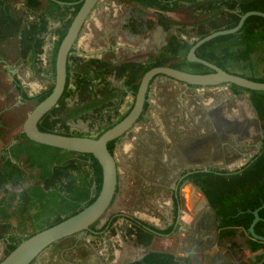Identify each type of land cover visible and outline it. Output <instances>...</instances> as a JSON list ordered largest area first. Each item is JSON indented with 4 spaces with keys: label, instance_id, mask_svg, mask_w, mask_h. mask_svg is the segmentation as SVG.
<instances>
[{
    "label": "trees",
    "instance_id": "obj_1",
    "mask_svg": "<svg viewBox=\"0 0 264 264\" xmlns=\"http://www.w3.org/2000/svg\"><path fill=\"white\" fill-rule=\"evenodd\" d=\"M130 1L143 9L155 10L162 23L169 26L177 22L163 13L176 11L181 4H188L201 17L193 24L181 23L179 34L171 36L164 53L152 56L146 62L114 65L95 58L86 59L71 51L64 94L58 104L40 120L38 127L41 131L83 136L73 131L70 123L82 120L91 129L102 123L94 136L98 138L120 122L134 103L125 113L121 112L127 92L121 87H115L109 77L121 81L135 97L143 75L157 66H171L196 74L209 73L212 70L205 65L187 60L192 45L214 31L235 27L241 15L248 11L264 12V0ZM81 5L82 0H25V8L20 9L10 0H0V44L17 39L18 53L23 62L36 74L47 73L53 82L49 88L30 96L15 77L14 85L23 101L37 105L52 92L58 49ZM51 22H58L59 26L52 30ZM49 33L56 39L49 59L50 67L45 70L41 66L40 56L44 52L46 35ZM181 35L196 39L186 40ZM196 55L227 72L264 82V17H248L238 32L211 39L197 48ZM230 86L235 94H248L263 133L262 148L240 169L199 171L191 173L187 178L205 195L221 228L241 227L247 231L254 220V210L264 205V91L248 90L235 84ZM147 109L148 103L145 104V111ZM14 140L0 153V191L4 190V196L0 197V240L5 241L6 255L23 240L62 222L93 203L103 180L102 167L91 154L41 144L29 139L23 132ZM115 144L116 141L108 144L112 154ZM23 166L38 170V175H31L37 181L24 187L17 197L7 185L16 187L26 182L27 174ZM32 209L34 214L31 215ZM259 215L261 220L256 224L255 231L264 236V207L259 210ZM13 218L20 219L17 226ZM115 219L111 218L97 230V222L91 227L99 234H104L110 230ZM132 221L137 225L134 232L137 242L145 246L152 243L155 232L169 234L175 227L173 224L166 229H159L137 219ZM251 246L254 251L261 248L259 244L252 243ZM130 264L179 263L167 252L151 251Z\"/></svg>",
    "mask_w": 264,
    "mask_h": 264
},
{
    "label": "crops",
    "instance_id": "obj_2",
    "mask_svg": "<svg viewBox=\"0 0 264 264\" xmlns=\"http://www.w3.org/2000/svg\"><path fill=\"white\" fill-rule=\"evenodd\" d=\"M10 1L17 8H25V0H22L21 6L16 5L14 0ZM120 10H123V5L117 3V0H101V5L93 11L77 40V46L80 50L76 54L91 59V53L103 50L105 47L110 48L111 45L107 42V36H109V32L114 28L117 20L122 17ZM166 14L169 16V13ZM152 19L148 18L151 23L148 25L145 37L136 34L134 31L133 34L129 33V36L123 34L117 40L119 41L117 48L142 49L143 53L148 54L146 59L151 51L158 53L164 50L167 44L166 36H168L165 23H161L156 27L155 22L157 21L154 18V22H152ZM151 24L153 28H149ZM55 39L56 37L53 39L52 45ZM105 44L108 46H105ZM150 56L154 55L151 54ZM124 61L118 60V63L121 64ZM0 64L6 66L4 52L2 54L0 52ZM15 77L16 75L12 78ZM225 85L229 88H222ZM225 85L188 87L184 83L165 76L156 77L150 85L147 97L150 118H147V121L138 122L124 138H121L115 148L116 160L118 161L119 158L123 161L126 160V165H128L130 164L128 160L132 164L136 162L137 158H140L146 163L145 166L148 171L157 169L156 171L153 170L154 173L168 176H180L199 171L205 172L203 170L216 168L239 169L254 156L253 149L258 143L257 140L261 139V132H259L260 129L256 130V124H253L252 130L244 124L245 111L248 109L245 103L236 102L234 107L231 108L228 103L224 102L226 99L238 100L237 97L240 95L235 94L230 85ZM207 96L210 98L207 99ZM133 101L132 96L129 94L124 103L125 111ZM197 101L204 103L208 108L220 109L223 117L227 119V125L223 123L221 126L219 123L210 122L208 117L204 122L195 121L191 113L194 103ZM171 107L180 110L181 118H171L170 121L166 119L164 123L159 120V117L154 116L156 111H161L166 116ZM250 107L249 110L254 113L252 105ZM230 120L234 123L230 124ZM178 126L189 127V131L197 129L200 136L184 133L182 136L179 134L173 136L174 138L168 137L169 130L172 131ZM218 130L227 138L225 139L219 135V139L215 141H199L200 138H203L201 136L207 134V132ZM154 131L159 133L158 138L154 139L150 136V133ZM207 143L210 147L207 146ZM220 143L221 146L225 145L227 151L229 149H240L239 159L229 164L212 165L213 157L215 158L214 145L218 146ZM145 144L148 145L147 149L141 150V147L145 148ZM140 145L142 146L139 147ZM230 164L235 166L231 167ZM132 166L129 165L128 168L127 166L121 167L118 173L119 181L116 196L106 217L98 225V228H101L108 220L116 217L110 230L106 231L103 236L101 234L99 237L97 235L87 237L88 241L93 239L92 247H87V254L91 259L89 264H130L143 258L151 251L167 252L175 261L181 264L189 259V250L192 243L196 244L197 253L208 264H250V261L246 259L249 256V251L246 248L252 249V243L254 245L259 244L261 248L258 251L252 249L253 254H257L264 248V244L249 237L247 231L241 227L221 228L220 224L217 225L214 221L217 216L214 214L205 195L192 181H188L180 188L183 200L180 206V216L176 222L171 218L173 204L176 200L171 191L170 195H166L169 196V199H167L168 197L164 198L159 206H153L155 209L151 210L152 204L148 202L146 204L143 200V194L141 196L138 192L137 182L140 172ZM173 186L175 185L172 183ZM167 191L169 190L166 188L165 193ZM188 192L190 199L188 198V201H186ZM134 197L136 203L131 204L128 200H132ZM154 210L160 212L163 217L159 216L157 218ZM208 213L211 214L210 217L207 215ZM129 216H134L159 229H166L174 224V231L176 229L177 231L171 233V236L155 234L152 243L145 246L137 242L134 233L137 225ZM13 223L16 225L15 222ZM0 247V251L5 249L3 241ZM258 260L264 263V257H258ZM76 264L84 263L79 261Z\"/></svg>",
    "mask_w": 264,
    "mask_h": 264
},
{
    "label": "water",
    "instance_id": "obj_3",
    "mask_svg": "<svg viewBox=\"0 0 264 264\" xmlns=\"http://www.w3.org/2000/svg\"><path fill=\"white\" fill-rule=\"evenodd\" d=\"M100 1L101 0H82V5L58 49L55 68V85L53 90L43 101L35 105L32 111L28 114L23 123L22 132L29 139L41 144L76 153L93 155L102 167L103 180L101 190L94 202L77 214L23 240L14 250L0 261V264H31L42 251L53 243L72 235H84L91 230V226L100 221L103 216L107 214L116 196L119 181L117 160L114 154L110 152L108 144L125 136L137 124L144 112V107L149 95L150 84L156 77L165 76L184 83L187 86L209 87L222 84H235L248 90L264 91V82L253 81L241 75L227 72L219 66L196 55L197 48L211 39L217 36L238 32L248 17L252 15L264 17V12L252 10L241 15V18L235 27L214 31L196 41L190 48L187 54V60L189 62L203 64L211 69V72L196 74L179 70L171 66H157L151 68L143 75L140 81L135 101L130 112L120 122L103 132L98 138L62 135L41 131L38 127L40 120L58 104L60 98L64 94L68 77L69 54L77 43V40L85 24L90 19L95 7L100 4ZM172 2L173 1H171V3ZM249 104H251L250 100ZM14 142L15 140H13L11 144ZM203 171L210 170L206 169ZM263 207L264 205L254 210V220L247 230V235L264 244V236L257 234L255 231L256 224L261 220L259 210ZM213 212L216 215L214 210ZM246 249L249 251V256H247L246 259L250 261V264H264L258 260V257H264V248L257 254H253L254 251L250 248ZM189 252V259L181 264H208L197 253L196 246L190 249Z\"/></svg>",
    "mask_w": 264,
    "mask_h": 264
},
{
    "label": "flooded vegetation",
    "instance_id": "obj_4",
    "mask_svg": "<svg viewBox=\"0 0 264 264\" xmlns=\"http://www.w3.org/2000/svg\"><path fill=\"white\" fill-rule=\"evenodd\" d=\"M117 3H120L121 5H123V10H120V14H121L122 17L119 20H117V22L114 25V28L111 30V32H109V36H107L108 37L107 38V42H109V45H111V46H110V48L105 47V49L103 48V50L91 53V58L107 61V62H109L111 64H114V65H119L118 60H120V61L121 60H125L122 63H126V62H146L150 57H152V56H150L151 54H153L154 57H157V56H160L162 53H164L165 48H166V46L168 44V41L171 38V36L179 34L178 30H179V28L181 26V22H178L177 20L171 19L166 14V13H171V12H174V11L164 12L163 14H165V16H167L169 19L174 20V21L177 22L176 24H171L170 26L167 23L164 24L165 26L167 25L165 27V29H166V31L168 33V36H166L167 44H166L164 50H162V51H160L158 53L151 51L150 52L151 54L146 59L148 54L143 53L142 49L141 50L122 49V48L118 49L117 46H118V42L119 41H117V40H119V37L123 36V34H125V35L127 34V36H129V33L133 34V31H134L136 34H139V35L145 37L146 33H147L148 25H149V23H151V22H149L148 18H151L153 15L155 16V19L157 21V22H155V26L156 27L159 26L162 23V20L159 17V14L155 10H153V9H143V8H141L140 6H138L137 4L133 3L130 0H117ZM100 5H101V1H100V4L95 7L94 10H96ZM189 27L190 26H188V28ZM115 28H117V30H115ZM155 31H156V28H155ZM180 37H182V38H184L186 40H189V39L186 38V36L181 35ZM105 46H108V45L105 44ZM112 49H115V50L118 49V50H116L117 51L116 52L115 50H112ZM78 50H80V49L78 48L77 43H76L72 51H74L75 53H78ZM77 55H80V54H77ZM108 79L113 83V85L115 87H117V88L121 87L122 89H124L127 92L126 95L124 96L123 104L121 106V112L125 113L124 103L127 100L129 94H130V96H132L134 101H135V97H134L132 91L129 88L123 86L121 81L117 80L115 77H109ZM152 82H151V84H152ZM222 85H225V84H222ZM188 87H190V86H188ZM193 87H200V86H193ZM194 106L195 107H193V109H192L191 116L193 117V119L195 121H199V122L203 121L204 122L205 119L208 117V121H210V122H214L216 124L219 123V125H221V126H222L223 123H224V125H227V119H225L223 117V115L221 113H219V111L215 112V110H216L215 107L208 108L202 102L199 103L198 101L194 103ZM217 110H220V109H217ZM174 111H176V109H173L171 107L170 110H168L169 114H166V116L161 111H159V112L156 111L154 116L155 117H159V120H162L161 122L165 123L166 119H168V120L170 119L171 120V118H175L174 115H173ZM254 113H255V116H256L255 110H254ZM202 115H203V117H202ZM147 118H150L149 105H148V109L146 111H145V107H144L143 115L139 119L138 122L147 121ZM80 121H82V120H79L77 122L71 121L70 122L71 126H72L73 123L76 124V123H78ZM257 123H258L259 129H260L259 132H261L260 133L261 139L257 140L258 143L256 144V146L253 149L254 150V155L256 153H258L260 151V149L262 148V145H263V142H262L263 133H262V130H261L260 123H259V121L257 119V116L253 117V118H246L245 117L244 124H246L248 126V128H250V126H252V124H257ZM100 124H102V123H99V124L95 125V127L93 129L89 128V126H88L89 129L87 131L78 130V132H80L83 136L94 137L93 134H95V132L98 131ZM230 124H232V123H230ZM150 134H151L150 136L154 137V139L158 138L160 136L159 133L156 132V131L151 132ZM169 134H172L173 136H175L177 133L175 132V129H173L172 131L169 130ZM219 135H221L225 139L227 138V136L222 135V133L218 130L216 132H212V131L211 132L210 131L207 132V134L202 136L203 137L202 139L200 138V141H202V142L203 141L204 142L215 141V140L219 139ZM125 136H123L122 138H124ZM115 141H116V144H115V148H116V145L121 141V138L117 139ZM141 146L142 145H140L139 147H141ZM147 146L148 145L145 144V148L141 147L140 149L141 150H144V149L146 150ZM218 148H219V150H218ZM214 149H215V154H216V157H217L216 159H218L219 161L221 160V161L225 162V164H229V162L233 163V162L237 161L239 159L238 153L241 152V150L240 149L238 150V148L236 149L237 151L236 150H232V149H229L227 151L225 145L221 146V143L218 146L214 145ZM115 155H116V153H115V150H114V156ZM226 160H227V162H226ZM13 161L15 162V160H13ZM139 161H140V158L138 160V163H137V160H136V162L131 164V161L128 160V162L130 164L126 165L127 164L126 160L123 161V159L121 160L119 158V160L117 161L118 173L121 170V167H126L127 166V168H128L129 165H133L132 167H134V169H136L137 171L140 172L139 177H138V179H139L138 180L139 181L138 185L140 186L138 192L140 193V195L143 194V197L146 194V192H155V191H158L159 189H161V190L164 189L165 190L166 187H167V189L169 191L173 192V197H175L176 200H175V202L173 204V210H172L171 218H172V220H174V222H176L179 219V216H180V210H181L180 206H181V203H182V200H183V196L181 194L180 188L185 183H187L188 181H191L190 179L187 178V176H189L191 173L182 174L177 179H174V176H168L167 175L168 178H169L168 182H169V180H170V182L168 184L166 182V184L164 185L165 187H163V185H158L156 183H152V186L149 187V189L147 191L145 186L148 188V185H150L151 182L149 180H147V179H149V177L147 175H145L144 173L146 171H148V170H147L145 164H143V163H141ZM23 167H24V169L26 171V174H27L26 182L23 185H19V186H16V187H13L12 184H8L7 185V188L11 189L12 192L17 194V197H18L19 193L21 192V190L24 187H27L29 185H33L34 182L37 181V179H33L31 177V175H33V174L38 175V170L30 169V168H27L25 166H23ZM216 169L234 171V170H231L229 168H222V169L216 168ZM153 170L156 171L157 169H153ZM156 178L158 179V173L155 172L154 179H156ZM171 182L175 186L172 187ZM159 183H160V181H159ZM3 192H4V190L2 189L0 191V197L4 196ZM17 202L18 201H15V203H17ZM32 214H34V209L31 210V215ZM207 215L210 217L211 214L208 213ZM129 218L131 220L137 219V220L141 221L140 219H138V218H136L134 216H129ZM13 219L16 220L15 221L16 222L15 226H17L20 219L19 218H13ZM100 221L97 222L95 230L98 229V224L100 223ZM214 221L217 223V225L220 224V221L218 220L217 217L215 218ZM27 226H29V222L27 223ZM95 230H93L92 227H91V230L86 232L84 235H78V234L72 235V236L66 237V238H64V239H62V240H60L58 242L53 243L52 245L47 247L44 251H42L40 253V255L36 259H34L32 261L31 264H76L79 261L83 262L84 264L91 263V259L89 258V255L87 254V252H88L87 251L88 250L87 247H92L91 245L93 244V239H89V241H88L87 237L88 236H94V235L95 236L97 235V237H99L101 234H99V232H97ZM176 231H177V229L175 231L173 230L171 233L176 232ZM156 233H158L159 235L171 236L170 235L171 233L162 234V233H159V232H155V234ZM103 235L104 234H102L101 236H103ZM1 241H3L5 243L4 240H1ZM194 246H196V244L192 243L190 245V249L194 248ZM5 250H6V244H5V249L3 251L2 250L0 251V252H2L1 255L3 256V258L6 256ZM2 259H0V261Z\"/></svg>",
    "mask_w": 264,
    "mask_h": 264
},
{
    "label": "rangeland",
    "instance_id": "obj_5",
    "mask_svg": "<svg viewBox=\"0 0 264 264\" xmlns=\"http://www.w3.org/2000/svg\"><path fill=\"white\" fill-rule=\"evenodd\" d=\"M14 1H16V5H19V6L22 5L21 4L22 0H14ZM197 14H198V12H196L194 8H191V7L189 8L188 4H181V6L179 7L178 10L169 13V17L171 19L177 20L178 22H181L183 24H186V23L187 24H193L201 17L200 15H197ZM151 18H153L152 22H154L155 16L153 15ZM58 26H59L58 22L51 23V29L52 30H54ZM149 28H153L152 24L150 25ZM54 38L55 37L52 33H49L46 35L44 52L40 56V60L42 61L41 66L45 70L50 67L49 59L51 57V51H52V46H53L52 43H53ZM186 38L188 39V37H186ZM194 39H196V38L192 37L189 40L192 41ZM0 52H1V54L4 52L6 55V66L4 67L3 64H0V124H1L0 131L2 132V136L0 137V153H1L3 148L8 146L15 139V137L19 133L22 132L23 123H24L25 119L27 118L28 114L32 111V109L36 105L33 102H25L21 99L20 95L18 94V92L15 88L14 79L12 77L14 75H16V77L21 81L24 89L26 90V92L30 96L35 95V94L49 88L53 84V82L50 79V75H47V73H45V72L42 74H36V73H34V71H32V69L29 68V66H27L23 62V60L20 58L19 53H18V40L17 39H11L7 42L0 44ZM222 88L228 89L229 86L225 85V87H222ZM225 93H224V96L226 97ZM225 97H224V99H225ZM209 98L210 97L207 96V99H209ZM237 98H238V100L237 99H235V100H230V99L227 100L226 99V100H224V102L228 103V105L231 106V108L234 107L236 102H243L246 104V106L248 108L245 111L246 118L256 117L255 114L249 110L251 108L250 107L251 105L249 106L248 94L246 92H243ZM193 107H195V106H193ZM218 111H219V113H221V110H215V112H218ZM167 114H169V113H167ZM173 115H174L175 119L181 118L180 110L176 109V111H174ZM202 117H203V115H202ZM241 119H243V118H241ZM233 121H234V119H233ZM233 121L230 120L231 123H234ZM256 125H257L256 130H259L258 124H256ZM253 127H254V125L252 124V126H250L251 130ZM72 128H73V131H78V130L87 131L89 129L88 123L83 122V121H80L76 124L73 123ZM175 132L177 133L175 136H178L179 134L182 136L184 133H186L188 135H192V136L196 135L197 137L200 136L197 129L196 130L192 129L189 131V127L187 128L185 126H178L177 128H175ZM93 135L96 136L97 132H95V134H93ZM168 137H173V135L169 134ZM176 139H178V138H176ZM199 141H200V139H199ZM207 146H209L208 143H207ZM214 156H215V158L213 157L214 161L211 162L212 165L225 164V162H223L221 160L219 161L218 159H216L217 158L216 154H214ZM138 160H139V158H137V163H138ZM139 162H141V163L143 162V164H146L144 162V160H140ZM226 162H227V160H226ZM229 163H231V162H229ZM234 166L235 165H231V167H234ZM144 174L149 177V179H147V180H149L151 182L150 185H148V188L145 186L147 191H148L149 187L152 186V183H156L158 185H163V187H165L164 185L166 184V182H167V184L170 182V180L168 182V179H169L168 176L163 175V174H158V179L157 178L154 179L155 173H154L153 169H150V171H146ZM178 177L179 176H174V179H176ZM159 181H160V183H159ZM138 183H139V181L137 182V187L139 188L140 186L138 185ZM171 185H172V182H171ZM136 193H137V191H136ZM166 193H165L164 189L163 190L159 189L158 191H155V192H146L143 200L146 202V204H148V203L152 204V207H151V210H152V209H155V207H153V206H159V203L163 202L164 198L168 197L167 199H169V196H166V195H170L171 193H170V191H167ZM188 198L190 199L189 192L187 193L185 200L188 201ZM128 201L131 202V204L136 203V202H134L135 197H134V199H132V200L129 199ZM154 214L157 218L159 216L163 217V215L158 211H155ZM106 215L107 214H105V216H103V218L101 219V221L98 225L101 224V222L104 220ZM15 221L16 220L13 219V222H15ZM1 244H2V241L0 240V246H1ZM1 253L2 252H0V256H1L0 259L3 258Z\"/></svg>",
    "mask_w": 264,
    "mask_h": 264
}]
</instances>
